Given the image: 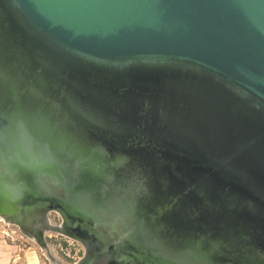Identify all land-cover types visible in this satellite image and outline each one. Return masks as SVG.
<instances>
[{"label": "water", "instance_id": "1", "mask_svg": "<svg viewBox=\"0 0 264 264\" xmlns=\"http://www.w3.org/2000/svg\"><path fill=\"white\" fill-rule=\"evenodd\" d=\"M0 220L52 264H264V0H0Z\"/></svg>", "mask_w": 264, "mask_h": 264}, {"label": "rangeland", "instance_id": "2", "mask_svg": "<svg viewBox=\"0 0 264 264\" xmlns=\"http://www.w3.org/2000/svg\"><path fill=\"white\" fill-rule=\"evenodd\" d=\"M49 217L52 223L60 224L61 219L57 214H52ZM0 233L15 247V250L12 251L10 264H52L40 247L23 236L16 227L6 226L0 220ZM46 241L57 262L77 264L83 257V247L71 239L57 234H48Z\"/></svg>", "mask_w": 264, "mask_h": 264}, {"label": "crops", "instance_id": "3", "mask_svg": "<svg viewBox=\"0 0 264 264\" xmlns=\"http://www.w3.org/2000/svg\"><path fill=\"white\" fill-rule=\"evenodd\" d=\"M13 249L15 247L0 233V264H10Z\"/></svg>", "mask_w": 264, "mask_h": 264}]
</instances>
